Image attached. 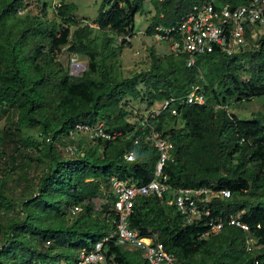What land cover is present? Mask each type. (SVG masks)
Segmentation results:
<instances>
[{"label":"trees","instance_id":"trees-1","mask_svg":"<svg viewBox=\"0 0 264 264\" xmlns=\"http://www.w3.org/2000/svg\"><path fill=\"white\" fill-rule=\"evenodd\" d=\"M26 1L31 0H0V116L15 117L0 133V148L9 144L22 158L16 162L11 156L10 168L0 171V212L17 209L19 215L0 223V264H16L17 258L21 264H75L82 250L113 233L115 198L109 179L145 185L159 158L148 144H134L147 130L141 129V119L128 122V102L141 101L152 108L165 100L183 99L192 87L202 88L203 105L177 102V116L164 112L152 120L172 144L173 160L162 170L170 189L161 197H138L129 226L140 237L162 244L175 264H264V117L245 120L229 112L232 103L264 97V34L257 48L247 47L232 56L215 50L197 57L194 66L187 65L184 55L159 59L152 54L147 71L123 78L107 66L115 55L108 35L133 34L135 17L147 0H103L93 21L96 28L75 17V4L60 3L55 10L58 22L26 19L16 31L11 20ZM203 1L150 0L155 15L144 35L164 34ZM216 1L231 6L246 2ZM96 31L102 34L101 42L93 36ZM65 46L88 60L80 77L70 76L57 61ZM77 124H102L115 138L72 140L68 132ZM32 129L39 131L38 140L25 135ZM86 143H91L89 148ZM68 145L77 148L76 155L64 153ZM20 150L35 154L44 170L36 178V194L17 202L4 187L11 172H20L28 182L25 159H32ZM130 152L134 159L127 161ZM209 184L229 190L231 198L212 201L208 217L186 224L170 200L179 189ZM96 199L101 201L99 210ZM74 207L81 210L72 215ZM230 216H239L250 231L224 222L219 233L202 238L211 220ZM248 240L253 241L251 252L246 249ZM105 249L113 264H148L137 248L108 243Z\"/></svg>","mask_w":264,"mask_h":264},{"label":"built area","instance_id":"built-area-1","mask_svg":"<svg viewBox=\"0 0 264 264\" xmlns=\"http://www.w3.org/2000/svg\"><path fill=\"white\" fill-rule=\"evenodd\" d=\"M30 2V1H29ZM60 4L53 2V10ZM27 11V2L21 6L17 16H22ZM90 27L96 28V24L82 21ZM157 31H160L156 28ZM175 32V37L170 33ZM144 34V33H143ZM264 34V0H246L243 4L231 6L230 4H219L216 0L203 1L191 7L190 11L182 17L176 27L167 30L164 34L156 32L153 37L158 41L169 44L170 53L174 56L184 55L187 65L194 66L197 57L208 55L215 50L232 56L243 49L257 48V42ZM127 39V37H126ZM61 53L68 57V73L72 77H80L87 69V63L79 60V56L69 53L67 47L61 48ZM206 99L200 87H192L190 92L182 99H169L156 104L151 110L143 114L140 120L141 129H146L145 134L136 138L134 144L140 141L154 148L158 153L155 172L152 180L145 185H136L130 181L121 180L115 176L109 179V189L114 196L113 210L116 215L114 221L115 231L96 243L92 249L82 250L75 264H113V259L106 255L105 245L114 243L119 246L137 248L143 259L148 264H175V258L164 251L163 245L151 238H142L139 233L129 226V219L133 213L135 200L141 196L161 197L167 193L170 187L167 178L162 173L164 165L172 161V144L155 129L152 120L162 113L172 116L178 115L175 104L186 103L188 105H203ZM83 136L88 140H112L115 137L103 130L102 124L88 126L77 124L68 132L72 140ZM66 155L74 156L77 148L68 145L63 148ZM127 161L134 159L133 153L125 155ZM231 198L229 190L209 184L196 189H179L169 204L183 216L186 224H191L203 216H209V205L214 200H227ZM79 207H74L71 214L80 212ZM226 222L229 226L249 232L250 227L240 220L239 216H230L228 219L211 220L208 230L202 235L203 239L219 233ZM260 228V225L256 226ZM49 245V241L46 242ZM248 252L253 250V241L246 242ZM255 264H259L255 261Z\"/></svg>","mask_w":264,"mask_h":264},{"label":"rangeland","instance_id":"rangeland-1","mask_svg":"<svg viewBox=\"0 0 264 264\" xmlns=\"http://www.w3.org/2000/svg\"><path fill=\"white\" fill-rule=\"evenodd\" d=\"M56 1L60 3H73L77 6V10L74 12L75 17L78 20L86 21L90 24H93L94 19L97 16V13L100 9V5L103 0H31L27 2V11L23 13L22 16H15L11 20L13 28L16 31H19L23 27V22L26 19H32L38 17L42 20V23L45 22H58L56 17V11L53 10V2ZM155 15V9L150 2L147 0L143 5V12L135 17L134 31L133 34L127 37H113L108 35L113 39L111 47L113 48L115 55L110 57L107 61V66H109L112 72L116 75H120L123 78L132 77L134 74L147 71L151 64V55L159 59L169 56L170 49L167 42L158 41L153 36L148 37L143 33L146 30V27L152 22L151 19ZM71 31H74V27L70 28ZM94 37H97L98 42L102 40V34L100 32H94ZM125 41V42H123ZM108 51V50H106ZM68 57L59 53L57 55V61L65 68L68 69ZM79 60L85 61L88 64L86 57L79 56ZM245 80L246 77H243ZM156 106V104L154 105ZM153 106V107H154ZM128 111L130 113L127 118L129 123H135L139 121L143 114L149 112L151 108L147 106L146 103L141 101H129L127 105ZM229 112L240 119H253L255 117H264V97L254 98L250 101L235 102L229 106ZM15 121V117L12 115V118L9 120L6 116H0V133H3L5 130H8L11 127L10 122ZM180 124V123H179ZM25 135L30 137L32 140L39 139V131L37 129H32L25 132ZM86 147L89 148L91 143H86ZM0 171H3L5 168H10L11 156H15L16 162H22L20 154H16L11 151V146L9 144L2 145L0 148ZM20 153L30 156L29 160L25 159L26 164L28 165V182L22 179L21 173L11 172L7 184L4 187V191L15 199L17 202L21 199L30 198L32 195L36 194V178H38L41 172L44 170V166H39L36 163V155L30 154L28 151ZM64 158L65 155L62 154ZM24 161V159H23ZM96 210L100 209L101 201L96 199L94 202ZM19 217L17 209H14L12 212L3 213L0 212V223L4 224L7 220L17 219ZM72 220L67 221L69 225ZM1 233H0V247L2 246L1 242ZM136 260L138 263H141L142 260L135 254ZM11 259H9L10 261ZM16 264H21V259L17 258ZM5 262V261H4ZM6 263V262H5ZM4 263V264H5Z\"/></svg>","mask_w":264,"mask_h":264}]
</instances>
